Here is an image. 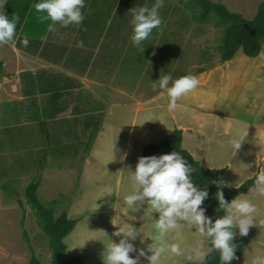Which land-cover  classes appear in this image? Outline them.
<instances>
[{"label":"crops","instance_id":"obj_1","mask_svg":"<svg viewBox=\"0 0 264 264\" xmlns=\"http://www.w3.org/2000/svg\"><path fill=\"white\" fill-rule=\"evenodd\" d=\"M96 1L85 0L82 9L84 18L79 25L65 27L56 23L54 31L47 30L50 21L41 23L38 20L34 0H4L0 4V11L10 19L12 16L18 17L15 43L0 44V175L3 179L9 173L12 177H20L33 172L34 177L36 170L58 168L60 165L56 162L65 155L73 160L82 158L84 165H89L91 160L99 158L97 140L101 142L102 137L117 136L127 127V123L123 127L121 124L111 126L109 120L115 116L113 107L120 105L122 110L131 102L135 108L126 129L125 158L131 150L134 121L139 118L137 114L144 112L143 105L153 103L156 104L154 108L165 106L172 127L181 130L182 148L205 169L223 168L222 181L229 187L239 186L264 168V125L259 129L251 125L242 128L245 122L237 112L249 98L251 109L257 107L254 98L259 101V110L264 108L262 50L253 58L238 50L229 61L196 69L192 75L199 81L197 87L178 99L177 106L169 110L168 98L163 90L157 88L153 94L145 97L143 92H130L114 83L111 74L113 67L126 64L127 51L133 46L129 10L149 6L151 0H116L113 14L118 11V17L122 19L120 25L115 26L113 19L110 25V18L99 16L102 6L96 5ZM169 2L171 12L179 9L181 14L161 18L163 23L159 32L168 33L160 47L161 37L157 32L159 39L155 43L160 57L156 64L158 69L162 65L165 74L172 76L177 69L190 72L191 68L187 66L186 58L183 60L185 64L181 65L176 56L180 48L184 49L185 43L176 48L175 33L167 27L162 28L163 25L169 20L180 27L186 24L187 27L202 25L191 20L190 11L178 0ZM121 4L123 8L120 9ZM186 11L189 12L187 17ZM25 37L28 39L27 46L21 44ZM78 42H82V45H78ZM114 93L121 98L118 100ZM164 102L166 105L162 104ZM257 112L259 114H248L255 117L260 115L264 120V113ZM143 124L140 126L145 133L151 126ZM96 127L98 129L92 142L85 146L84 155H78L79 144ZM149 137L152 135L149 134ZM230 137H238L242 141L236 152L226 143ZM144 141L141 140L136 148V159L142 156V148L147 144ZM71 145H77V150L71 149ZM60 167L72 168L73 164ZM251 190L252 187L243 194Z\"/></svg>","mask_w":264,"mask_h":264},{"label":"rangeland","instance_id":"obj_2","mask_svg":"<svg viewBox=\"0 0 264 264\" xmlns=\"http://www.w3.org/2000/svg\"><path fill=\"white\" fill-rule=\"evenodd\" d=\"M212 1L222 3L230 12L239 13L245 19H251L256 12V5L264 0ZM96 2V5L101 4L102 6L99 9L100 12H98L101 18H110V25L111 19H113L114 26L120 25L122 18L118 17L119 12L117 11V14H113V5L116 0H108V2L107 0H97ZM153 2L151 0L148 7H151ZM121 8H123L122 4L120 5ZM158 12L160 19L165 18L167 15L172 18L181 14L179 9L171 12L169 0L163 1V5ZM188 14L189 12L186 11V17ZM130 19L128 18V21ZM162 23L163 21L156 27L155 31H153L155 28L152 30L153 32L151 31L141 45L134 48L130 46L129 51H127L128 58L125 65L122 64L120 65L121 67L112 68L111 74L114 83L130 92L134 90L138 94L143 92L145 97L154 93L153 91L157 88L153 87L152 82L156 81L158 79L156 77H159V75L165 74L162 69L163 66L160 65L158 69L156 65L160 57L156 50L155 40H158L160 35L161 47L168 33L160 31V34L159 28ZM164 27L175 33L174 37H176V40L174 44L176 48L185 43L184 49L180 48L176 52V56L179 57L181 65L185 64L183 60L186 58L185 62L191 68L190 72L177 69L174 71L175 74L171 76L173 79L187 74H194L198 68H210V66L220 62L215 47L219 42L221 29L215 28L213 21L201 27L194 24L191 27H187V24L180 27V25L174 24L169 20L162 28ZM157 32H159L158 36H156ZM134 49L136 50L134 51ZM261 50L264 63V45ZM187 52L189 54L186 55ZM135 54L137 55L134 56ZM114 96L118 100L121 98L115 93ZM112 100L115 101L114 97ZM246 100L247 102L241 105L237 111L240 114L239 116L243 118L242 121L245 122L242 128L246 125H251V127L256 129L262 128L264 125L263 118L260 115L255 117L248 113L256 112L259 114L257 111L264 113V108L261 107L259 110V101L254 98L253 100L257 107L254 106V109H251L250 105H248L251 99ZM162 104H165V102ZM121 105L123 106V104ZM126 105L127 109L123 107L122 110L119 108L120 105L116 107L113 105L112 112L115 116L110 118L109 123H111L112 127L120 126V124L123 127V124L127 123V127L122 132H119L117 136L102 137L101 142L97 140L99 158L94 161L91 160L89 165H84L82 158L73 160L65 155L56 164L60 166L73 164L72 168L59 166L58 168L39 169L36 170L34 177L32 175L33 172L20 177H12V174L10 175L9 173L8 177L4 178L5 180L0 175V264H28L31 256L29 248L32 249L40 264L49 263L48 237L37 225L33 211L24 198V188L34 181L39 182L36 195L41 204L53 208L55 217L65 212L69 219L76 220L74 229L63 239L66 245L65 256L67 258L77 256L81 259V264H103V252L107 248L109 240L117 242L120 238L113 235V233L118 230L121 221L129 223L135 229H138L140 233L137 236V240L133 241V243L140 248H144L146 256L151 254L148 252L147 246L157 234L151 217L155 220L158 217V213L153 212L146 204H142L138 209L126 205L123 198L133 191L134 181L129 171L134 170L137 160L135 152L141 140H145L144 142H147V144H155L177 128L172 127L165 106H161V109H158L154 108L156 104L153 103L143 105L145 110L143 109L144 112L137 114L136 117L139 118H135V126L132 131L133 137L130 144L131 150L125 158L126 129L129 128V120L133 115L132 110L135 108L133 102ZM142 117H144L143 120L141 119ZM147 118L149 119L147 120ZM142 122L146 127L147 124L151 126L150 130L148 129L149 131L146 129L147 131L145 130V133H143L142 130L144 128L142 129L140 126ZM97 129L96 127L91 133L95 134ZM149 134L152 137H149ZM84 139L79 144L78 155H84L86 151L85 146L88 145L89 136L84 137ZM70 148L73 150L76 148L77 150V145H71ZM246 148L249 150V147ZM246 170L249 171V169ZM41 172L42 177H40ZM1 181H5V183L2 184ZM224 185L227 188H235L229 187L226 183ZM247 197L256 205L254 224L249 227L248 231L253 233L254 237L249 241L241 259L236 264H251V260L254 257L264 256V195H259L251 190ZM131 217H134V219L131 220ZM234 232L238 233V230L234 229ZM141 237L144 239L143 244L139 243ZM163 239L170 243L178 242L181 254L175 255L165 251L162 253L159 264H201L209 251L208 241L202 238L191 224L185 223L182 227L170 229L164 234ZM196 248L203 252V256L189 259L192 256V250ZM129 255L134 256L136 253H130ZM146 256L139 257L138 264H147Z\"/></svg>","mask_w":264,"mask_h":264},{"label":"clouds","instance_id":"obj_3","mask_svg":"<svg viewBox=\"0 0 264 264\" xmlns=\"http://www.w3.org/2000/svg\"><path fill=\"white\" fill-rule=\"evenodd\" d=\"M4 0H0L3 4ZM85 0H34L33 7L38 15V20L47 24L48 31L55 30V24L62 26L71 24L79 25L83 20L82 9ZM163 0H155L151 7L139 6L129 10L131 12L130 40L133 46H139L150 35L151 31L161 23L158 10L162 7ZM18 17L5 15L0 11V44L15 43L14 34ZM21 44L27 46L28 39L25 37ZM82 45V42H78ZM199 81L195 75L187 74L173 79L170 74L159 75L152 82L154 88H159L166 93L169 110L177 106V101L185 94L195 89ZM228 143L235 152L241 147L242 141L238 137H230ZM194 169L185 158L178 152L172 151L167 154L141 156L137 158L135 167L131 173L134 181L133 191L127 194L124 204L138 209L146 204L153 212L158 213L154 222L157 234L147 246L150 255L145 254L144 248L136 246L133 241L137 240L140 233L131 224L120 222V227L113 233L119 236L117 242L109 240V244L103 252V264H138L139 257H145L147 264H159L162 253L168 251L175 255L181 254L178 242H168L163 239L164 234L170 229L182 227L183 224L193 225L199 235L206 239L210 251H216L219 255L220 264H230L236 259L235 250L237 245L233 243L238 230L239 236H246L249 227L254 224L256 205L247 197V193L238 194L230 201H226L221 186L222 181H211L217 184L215 199L218 202L217 212L223 210V215L214 220L205 215L202 202L208 198V192L200 189L192 180ZM252 191L264 195V168L256 172L252 185ZM134 217H131V220ZM145 237V236H143ZM141 237L139 243L143 244ZM136 253L130 256V253ZM203 252L199 249L192 250V257L200 258ZM251 264H264V256H256Z\"/></svg>","mask_w":264,"mask_h":264},{"label":"trees","instance_id":"obj_4","mask_svg":"<svg viewBox=\"0 0 264 264\" xmlns=\"http://www.w3.org/2000/svg\"><path fill=\"white\" fill-rule=\"evenodd\" d=\"M178 2L190 11L191 20L199 25H205L213 21L214 27L221 29L219 42L215 50L220 62H226L233 58L234 54L241 50L250 58L260 54L264 45V3H260L254 16L245 19L241 14L230 12L222 3L212 0H178ZM2 72V62L0 61V75ZM94 134H89L88 144L93 139ZM182 133L179 129H173L165 135L158 143L146 144L142 148V156L167 154L178 151L192 166L193 183L200 189L208 192V198L202 202L201 207L205 208V215L213 220L223 215V210L217 212L218 202L215 199L217 184L211 181H222L224 169H205L191 156V154L181 146ZM255 175L235 188H227L224 183L221 186L223 196L226 201H230L238 194H243L249 190L254 182ZM223 182V181H222ZM39 186L38 181L29 183L24 188V198L36 218L37 225L48 237L49 263L48 264H81V259L77 256L67 258L65 256L66 245L63 239L74 229L76 220L69 219L65 212L57 217L54 216L53 208L41 204L36 191ZM20 202V201H19ZM22 206V204H21ZM254 237L248 232L246 236H234L233 243L237 245L235 250L236 259L230 264H236L242 257L247 244ZM30 249L31 256L28 264H40L38 258ZM201 264H220L219 255L216 251H208Z\"/></svg>","mask_w":264,"mask_h":264}]
</instances>
